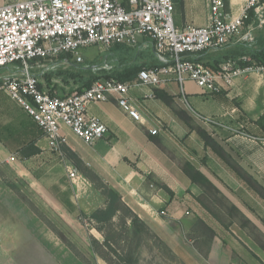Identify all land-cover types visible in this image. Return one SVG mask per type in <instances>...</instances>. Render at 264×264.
<instances>
[{
	"label": "crops",
	"instance_id": "0c3cea01",
	"mask_svg": "<svg viewBox=\"0 0 264 264\" xmlns=\"http://www.w3.org/2000/svg\"><path fill=\"white\" fill-rule=\"evenodd\" d=\"M15 1L19 0H0V5ZM246 2L247 0H230L232 12L240 14ZM179 4V0H175V23L179 27L189 24L204 25L208 22L209 9L206 0V14L198 12L196 0H183L182 7ZM261 29L263 26L255 30L254 41ZM140 49L142 52L138 53L134 62L148 65L156 61L152 44ZM156 88L161 90V95L170 98V102L158 96ZM192 94L195 114L188 113L183 107L185 98L188 101ZM131 96L142 114L141 120L124 112L116 100L93 103L89 111L108 125V134L94 144H88L65 127L67 145L88 167L117 189L124 201L160 233L166 235L177 230L174 223L191 210L185 204H192L198 214L196 218H200L215 231L211 252L208 256L200 254L199 264H211L213 259L217 264H264V248L229 210L228 227L221 222L230 236L228 249L225 248L226 240L219 235L217 225L214 221L207 220L208 214L200 200L204 195L203 187L194 182L183 168L185 161L192 162L222 191L229 204L235 205L264 235V198L237 175L228 161L222 159L211 146H207L198 133V128H205L227 157L234 159L241 169L264 186V129L258 123L264 113V74L255 72L237 77L233 86L223 94L204 93L193 81H187L183 93L179 83L172 80L159 87L136 85L131 90ZM179 110L186 112L188 123L178 114ZM202 116L213 119L215 126L207 124ZM14 118L0 117V124H14ZM20 118L33 122L29 116ZM152 130H157L156 135H151ZM5 131L0 128V133L8 138L9 133ZM195 132L203 147L214 153L210 151L209 159L201 156L199 149L192 148L191 155H186L180 143L174 139ZM28 136L29 141L34 134L29 133ZM25 138L22 135L20 141L6 140L8 142L0 138V162H11L17 166L24 178L31 174L32 186L38 191L36 195L45 210L55 218L60 213L64 218L61 223L64 230L67 233L76 232L79 226H83L78 218L79 211L83 209L90 214L105 206L104 197L87 203V197H84L82 191L79 192L77 184L70 178L66 163L40 160L42 157L56 155L47 148L48 141L43 135L36 141V145L42 149L41 152L22 159L19 149L25 145ZM169 145H175L173 151ZM12 155L16 156L15 163L9 161ZM85 181L79 180V186ZM164 186L169 187L173 194ZM189 191L196 196V205L191 202ZM27 201L6 180L0 181V246L10 250V244L15 243L14 235L20 232L29 235L43 233L48 235V239L45 237L46 242L60 248L56 239L49 236L50 232L54 235L57 232L43 219L38 209L34 206L32 208ZM56 238L58 239L57 236ZM64 249L69 250L66 246ZM71 256L84 264L73 254Z\"/></svg>",
	"mask_w": 264,
	"mask_h": 264
},
{
	"label": "built area",
	"instance_id": "2783aa9c",
	"mask_svg": "<svg viewBox=\"0 0 264 264\" xmlns=\"http://www.w3.org/2000/svg\"><path fill=\"white\" fill-rule=\"evenodd\" d=\"M206 3L208 22L186 27L175 23L174 0H19L0 5V72H4L0 90L34 118L49 148L67 161L62 148L67 143L65 127L88 144L109 132L108 125L90 113L93 103L116 100L124 112L141 120L131 96L136 85L159 87L175 80L184 93L187 81H193L204 93H218L233 86L237 77L264 74V63H241L250 60L248 55L226 60L218 68L186 59L189 54L219 49L227 43H252L255 30L264 25V0H247L237 15L226 0ZM251 12L254 20L246 24ZM116 44L138 48L152 44L164 65L143 68L135 82L99 78L66 96L46 88L47 72L66 67L70 59L86 61L83 48L97 45L107 51ZM112 67L105 61L94 71ZM201 118L209 125L215 123ZM15 159L12 155L9 161ZM66 167L77 185L86 180L70 163L66 162Z\"/></svg>",
	"mask_w": 264,
	"mask_h": 264
},
{
	"label": "trees",
	"instance_id": "16d2710c",
	"mask_svg": "<svg viewBox=\"0 0 264 264\" xmlns=\"http://www.w3.org/2000/svg\"><path fill=\"white\" fill-rule=\"evenodd\" d=\"M182 2L183 0H181V3ZM226 4L229 8L230 0H226ZM253 15L254 13L251 12V18L246 20V24L253 22ZM254 23H257V21H255ZM139 52H142V49L138 47H132L126 44H116L109 50H107V54H105L103 59L104 62L107 61L113 65L112 69L110 70L99 69L94 71L95 66H101L103 63L98 64V62L95 61H85L83 63H79L70 59V62L66 67L59 66L57 69L47 72L44 75V79L46 80L48 85L52 84V80L54 78H60L66 83H70L73 81V86L69 87L67 91L64 89L61 90L60 94L62 96H66L76 91H82L85 87L91 86V84L99 78H116L120 81L133 82L138 78V74L143 68L160 67L164 65V63L159 61L157 57L156 61H152L148 65L134 62ZM244 55H248L250 57V60L241 61L243 65L264 63V33H260L256 37V40L252 43L247 41L227 43L219 49H206L195 54H189L186 56V59L202 61L205 64L210 65L211 67L218 68L220 63L229 59H238L239 57ZM1 82L2 81L0 79V83ZM40 85L43 86V84ZM54 88H57V84L54 85L53 89ZM155 90L158 96H162L165 101L170 102V98L161 95L160 89L156 88ZM10 100L12 101V103H8L11 101L7 100L4 104L5 109L3 108V111H11L12 113H14L13 117H15V123H8L6 125L0 124V128H3V130L8 131L9 133L8 138L4 137L0 133V138L5 142H8L6 140L20 141V138L22 137V135H24L26 137L24 140L25 145H23V147L19 149V155L22 159L30 158L41 152L42 149L36 145V141L40 136L45 135L44 131L25 109H23L15 101L13 102L12 99ZM1 110L2 107L0 104V112ZM177 112L182 118H184L186 123L189 122L188 115L185 111L179 110ZM27 115L31 117L33 122H26V120H22V118H20L28 117ZM258 123L264 129V113L260 116ZM29 133H32V135L34 134V137L28 141V138L30 137L28 136ZM198 133L207 146H211L222 159L228 161V164L233 168L237 175L245 180L246 183H248V185L254 191H256L262 198H264V186L260 185L257 180H255L247 172L241 169L236 163L232 164L229 161L230 158L227 157L224 150L218 146L214 138L205 128H198ZM151 135L154 136L156 135V133L151 132ZM16 136L20 138H17ZM62 148L66 160L72 163V165H74L82 174H84L88 179L95 183L96 188L100 190V192L106 199L105 206L95 209L92 213L88 214L83 210H80L78 213V218L80 219V221H82L84 224L87 223L88 225H93V227L96 228V230H98L102 235L103 239L96 237L94 234L89 235L92 251L96 256H99L101 259H103L107 264H121L122 261H124L126 264H131L134 260L133 255L122 250V248L126 246V243L130 238V234L132 233L134 228L136 229L137 233H143L144 231L146 233H150L152 232L151 228L153 227L148 222L143 220L124 201L121 193L117 189L110 186L98 173L88 167L82 160V158L75 151H73L67 145V143L63 144ZM56 155L58 154L56 153ZM183 168L194 182L199 183L203 187V196L209 197V193H215L221 195L222 199L224 198L225 201L229 204L228 199L222 193V191L192 162L185 161L183 164ZM5 180L12 189L19 191V185L17 183L8 179ZM164 188L167 189L171 194H173L172 190L169 187L164 186ZM200 200L208 208H210L207 202L203 200V198H200ZM228 210L234 217L239 218L238 220L240 221L242 227L250 228L252 230V232L250 233L253 236L255 235L254 238L264 248V235L260 232L258 227L235 205L229 204ZM163 211L164 209L161 210V213H163ZM194 225H201L206 229V233L209 232L208 240L211 246V242L213 241V238L215 236V231L200 218H196L194 220ZM226 227H228V224H226ZM258 232L260 233L259 236ZM156 237L160 240L158 236ZM210 246H208L209 249ZM84 263L87 264L85 261Z\"/></svg>",
	"mask_w": 264,
	"mask_h": 264
},
{
	"label": "rangeland",
	"instance_id": "374dc122",
	"mask_svg": "<svg viewBox=\"0 0 264 264\" xmlns=\"http://www.w3.org/2000/svg\"><path fill=\"white\" fill-rule=\"evenodd\" d=\"M179 2V7H182L181 0H179ZM196 3L198 4V12L206 14V9L204 7L205 0H196ZM261 30L262 31H260V33H264V25L263 29ZM82 54L84 55L86 61H95L99 64L104 63L103 59L105 54H107V51L100 46L94 45L83 48ZM0 74H4V72H0ZM45 83L47 84L46 80ZM55 84H57V88L53 89ZM71 86H73V81L70 83H66L60 78H54L52 80V84H47L46 88L48 90L61 93L62 89L67 91ZM225 91L227 90H223L218 93L223 94ZM193 96V94L190 95L188 97L187 103L183 104V107H185V111L192 114L194 113L193 109L195 107ZM7 100L11 101L6 93L0 90V104L2 103L0 117H13L14 115V113H12L11 111H3L4 104ZM8 103H12V101ZM196 124L197 123H195V125ZM210 126L213 127L215 126V124L211 123ZM228 131L231 130L228 129ZM174 139L180 143V146L184 149L186 155H191L190 151L192 148L197 150L199 149L201 152V156L208 157L209 159V153H211L212 151L211 149L203 147V143L196 132L194 134L188 133L180 137L177 136ZM169 147L173 151L175 145H169ZM47 148L51 151L48 146ZM178 158L185 159V157ZM40 160L53 161L54 163L60 161L64 164L68 162H64L60 157H58V155L49 156L48 158L42 157V159ZM229 161L232 164L236 163V161L232 158H230ZM13 163H15V161ZM260 174L261 173L259 172V175ZM82 175L84 178H86V181L84 180L85 182H83V185L76 186L79 192L82 191L84 197H87V203L98 200V198H103L104 196L102 195L100 190L96 188L95 183L88 179L84 174ZM5 179L13 181L19 185V191L17 192H20V194H22L26 198V200H28L27 202L32 206V208L34 206V208L38 209L43 219L48 222V224L57 232L56 235L50 232L49 236L53 239H56L58 247L60 246V248H56L53 244H49L48 242H46L45 237L48 239V235H45L43 233L39 234V236L19 232L18 234L14 235L15 243L10 244V246L12 247L10 250H6L0 246V264H78L79 262L75 260V258L71 256V254H73L79 260H82V263H84L85 261L87 264H107L99 256H96L91 249L89 240L90 234H94L96 237L103 239L101 233L96 230L93 225H88L87 223L84 224L81 221L83 223V226H79L78 229H76V232L74 231L73 233H67L61 226V223L64 219L62 218V216H60L61 214L58 212L60 215L58 214L55 218L54 216H52V214L45 210L42 202L39 201V198L36 195L38 191L32 186L31 181L33 179L31 174L30 176H27V178H24L20 175L17 166L11 164V162H0V181H3ZM262 179L264 180V176H262ZM189 192L191 202L195 204L194 199L197 198L192 194L191 191ZM209 195V197L203 196V200L207 202L211 210H209L202 202L201 203L206 210V214H208L207 220L209 222L214 221V223L217 225L216 227L218 229L219 235L221 236V238H225L224 241L226 240L224 246L226 249H228V237L230 238V236H228V229L224 225L228 224L229 220V204L225 201L224 198V200L222 199L221 195L215 193H209ZM187 205L191 209V213H185L181 217V219L176 220L174 225L177 230H174L172 233L168 232L165 235L151 227L150 228L152 229V232L150 233H146L145 231L143 233H137L136 229H133L132 233L130 234L129 240L126 243V246L122 248L123 251L131 253L133 255L134 260L131 264H199L201 261L200 254H203L204 256L206 254L207 256L208 254H210L211 248L209 249L208 247L210 246V242L208 240L209 232L206 233V229L201 225H194V220L196 219V215H198L197 211L192 208V204L186 203L185 207ZM89 208H91V205L89 206ZM238 219L239 218H237V221H239ZM221 222L224 225H221ZM247 229L249 233L252 232L250 228ZM259 234L260 233L258 232V236ZM155 235L158 236L161 241ZM56 236L58 237V239L56 238ZM69 244H71L72 246ZM212 244L213 241L211 242V245ZM65 246L69 250L66 251V249H64ZM60 249H62V251H60ZM216 262L217 261L213 259L211 264H217ZM121 264L126 263L122 261Z\"/></svg>",
	"mask_w": 264,
	"mask_h": 264
}]
</instances>
